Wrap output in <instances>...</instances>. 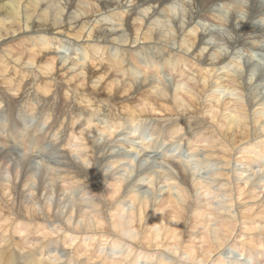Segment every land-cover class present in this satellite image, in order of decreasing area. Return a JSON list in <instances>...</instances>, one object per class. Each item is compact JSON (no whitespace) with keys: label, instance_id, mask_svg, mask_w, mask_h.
I'll list each match as a JSON object with an SVG mask.
<instances>
[{"label":"bare ground","instance_id":"bare-ground-1","mask_svg":"<svg viewBox=\"0 0 264 264\" xmlns=\"http://www.w3.org/2000/svg\"><path fill=\"white\" fill-rule=\"evenodd\" d=\"M177 1L0 0V264H264V7Z\"/></svg>","mask_w":264,"mask_h":264},{"label":"rangeland","instance_id":"rangeland-1","mask_svg":"<svg viewBox=\"0 0 264 264\" xmlns=\"http://www.w3.org/2000/svg\"><path fill=\"white\" fill-rule=\"evenodd\" d=\"M5 1H7L8 2V0H5ZM89 1V0H88ZM131 1V0H130ZM248 1V0H247ZM125 2L126 1H124L123 2V5L125 4ZM185 2V1H184ZM242 2H244L243 0H237L235 3H238V4H240V3H242ZM179 3V4H178ZM182 2H180V1H177V0H175V4H174V6H176V8H177V10L175 11V12H173L172 13V15L171 14H169L170 16H171V18H166V17H164V18H161V20H162V22L163 21H165V20H167V22H169V21H171L172 19L173 20H178L179 19V17H180V19H181V21L182 20H184V23L183 24H185V22L187 21V19H184V18H182V15H183V11H182V9H183V6L181 7V4ZM129 6H130V9L132 8L131 7V5L132 4H128ZM245 5H249V3H246ZM151 6V9L150 10H148V13H150V14H145V13H143L145 10L144 9H147V8H149ZM256 6L257 7H264V0H257V3H256ZM143 7V8H142ZM141 8H140V13L139 14H141L142 15V17L143 18H146L147 16H149V15H151L152 14V12H153V10L155 11V12H157V11H161V10H159L158 9V7L157 6H154L153 7V5L152 4H149L148 6H146V5H144V6H142ZM181 7V8H180ZM246 7H248V6H246ZM213 8V7H212ZM129 9V10H130ZM156 9V10H155ZM161 9V8H160ZM218 9V11L221 13V18L223 19V22H225L226 24H227V22H233V20H231L232 18H231V14H232V12L230 11L231 10V8H229L228 10H224L222 7H218V8H213L212 10H217ZM79 10V9H78ZM78 10H76V11H78ZM179 11V12H178ZM71 12H73V10L71 11ZM182 12V13H181ZM213 13H215L214 11H212ZM231 12V13H230ZM74 13H75V10H74ZM73 13V15L72 16H75V14ZM175 13V14H174ZM179 13V14H178ZM182 14V15H181ZM99 15V14H98ZM144 15H145V17H144ZM178 15V16H177ZM219 15V14H218ZM101 16V15H100ZM99 16V17H100ZM105 16V15H104ZM141 16H139L138 18H140ZM173 17V18H172ZM240 17H241V19L242 20H246V15L244 14V13H240ZM148 18V17H147ZM212 19V18H211ZM169 20V21H168ZM72 21V22H71ZM197 21L198 22H201V21H203V22H201V24L202 23H207V26L209 27V25H210V21H204V20H200V19H197ZM212 21V20H211ZM162 22H160V24H159V26L157 27V26H153V28H155V29H157V32L159 31V27L163 24ZM215 23H212V25H213V27H211V30H214L215 28L216 29H220L221 27L219 26V22L218 21H214ZM249 22V21H248ZM70 23H73V20H70ZM256 24H254V25H257V26H260V25H262V26H264L263 24V21L261 20L260 21V18L258 19V20H256V22H255ZM260 23V24H259ZM92 24H94V23H91L90 25H92ZM115 24H117L116 22H112V23H105L104 25V27H103V23H101V24H97V23H95L94 25H92V28H95V29H100V28H106L104 31H110V30H113L114 31V33H117L120 29H118L117 27H113V25H115ZM70 25V24H69ZM98 25H100L99 27H98ZM253 25V24H252ZM253 25V26H254ZM94 26V27H93ZM97 26V27H96ZM102 26V27H101ZM206 25H205V27L203 28V27H200V31L202 30V32H204L205 31V29H206V27H207ZM217 26V27H216ZM220 28H219V27ZM237 27H241V23H238L237 24ZM109 28H110V30H109ZM117 28V29H116ZM72 29H73V25H72ZM254 29V28H253ZM103 30H101V31H103ZM224 30H227V28H226V26L223 28V30L222 31H224ZM98 31H100V30H98ZM110 33V32H109ZM205 33V32H204ZM121 33H119L118 35H120ZM223 34V33H222ZM221 35V32L219 33V36L218 37H221V39L224 37V35H222V36H220ZM111 40H112V37L110 38ZM85 41H86V39H85ZM90 41V40H89ZM92 41V40H91ZM90 41V42H91ZM156 40H154V41H151V42H140V45H142L143 47H145L146 46V48L147 49H149V52L151 53V54H153V56L155 55V57H158L159 55L157 54L158 53V51H155L154 50V48H153V46L155 45L154 43H157V42H155ZM169 42V41H168ZM118 45H121V42L120 43H117ZM159 44V43H158ZM211 44V43H210ZM212 44L213 45H217L218 43L216 42V44H214L213 42H212ZM137 45V44H136ZM136 45H134V46H136ZM212 45V46H213ZM221 45V44H220ZM159 46V45H158ZM170 45H168V48H175L174 50L175 51H177L178 52V50L180 49H177L178 47H179V44H175L174 45V47L173 46H171V47H169ZM151 49H150V48ZM222 49V48H221ZM153 50V51H152ZM209 50V49H208ZM155 51V53H153ZM179 52H184V51H182V49H181V51L179 50ZM207 52V51H206ZM259 52V51H258ZM191 53H193V52H189V53H185V54H189V55H191ZM156 54L158 55V56H156ZM250 54V53H249ZM249 54H247V53H242V51L240 52V54H238L237 55V57H239L242 61H248V57H249ZM262 54V55H261ZM264 53H262V52H259V54H255V55H252L253 56V60H255V61H260V63H261V65L263 64L264 65V55H263ZM258 55H261V56H258ZM61 57H63V55L61 56ZM263 67V66H262ZM264 70V69H263ZM261 72H262V70H261ZM164 76V77H163ZM165 76H166V78H165ZM162 77L167 81L166 83L167 84H169L170 82H171V80H172V77H170V76H168V74H166V73H163V75H162ZM141 78H143V76L141 77ZM170 79V80H169ZM165 82V81H164ZM109 85V84H108ZM111 85H109L108 86V88L110 87ZM100 88V87H99ZM108 90V89H107ZM254 91H255V96H263V92H264V89L263 90H259V88L258 89H254ZM258 91V92H257ZM262 92L263 94H261L260 92ZM5 95H7L8 97H11V95L10 94H5ZM249 95H250V93L248 94V97H249ZM12 97H14V93H13V95H12ZM2 107H4L5 108V104L2 106ZM33 125L35 126V127H37V124H35V122H33ZM165 125V124H164ZM44 129V128H43ZM127 136V135H126ZM128 137V136H127ZM99 142H102V141H99ZM136 142H137V140H136ZM167 143V142H166ZM166 143L163 145V147H165L166 146ZM55 144L56 145H59V143H58V141H56L55 142ZM52 144H48V148L49 149H51V148H53L52 146H51ZM60 146V145H59ZM162 147V148H163ZM61 147H58V148H56V149H58L57 150V154H62V153H65L64 152V150H62V149H60ZM165 149V148H164ZM75 150V149H74ZM115 151L117 152V151H120V152H123L122 151V149H120V148H116L115 149ZM17 152V155L13 158V160L16 162V163H18L19 162V159L21 160L23 157V154L20 152V151H16ZM18 152H19V154H18ZM30 152V151H29ZM159 153H161V152H158V153H152V154H149V156L150 157H155V158H151L150 160H149V162H143V163H141L142 164V166H143V168L144 167H147V166H149V165H151V164H154V166L155 167H161L162 166V162H161V160H160V156L158 155ZM14 154H16V153H14ZM50 155V153L48 154H46V156H49ZM109 155V154H108ZM107 155V156H108ZM29 156H31V157H33V158H36L37 156H36V154L34 153V154H29L28 155V157ZM35 156V157H34ZM57 156V155H56ZM55 156V157H56ZM54 157V158H55ZM53 158V159H54ZM137 159H136V161H138V165H139V160H140V158L139 157H136ZM105 157L103 158V161H102V166L101 167H103V168H101V170H103V172H101L102 173V175H107V173H110V172H116L117 170H116V168L115 169H112L113 167L109 164V163H105ZM14 161H12V164H13V162ZM43 161H48L47 159H45V160H43ZM21 162V161H20ZM19 162V163H20ZM53 162H55V164H58L59 163V161L56 159H54L53 160ZM61 162V161H60ZM19 163H18V167L20 166V168H21V165H19ZM36 171H35V177H36V180H38L39 179V177H41V175H42V171L44 170V167H45V165H44V163H41L40 162V160H38V163H37V161H36ZM104 165H105V167H104ZM140 166V165H139ZM167 166V165H166ZM136 167H137V165H136ZM141 167V166H140ZM107 169H110V170H107ZM157 169H159V168H157ZM37 175V176H36ZM34 188H36V185H35V183H33V182H31L30 183ZM149 191V190H148ZM149 193H151V191H149L148 192V194ZM150 195V194H149ZM263 195H264V191H263ZM53 200H54V197L52 198ZM5 213H6V211H5ZM6 215V214H5ZM20 236V237H19ZM22 236L23 235H18V234H15V235H13L12 234V242H11V244L12 245H15L16 243H17V240H19L20 238H22ZM24 237V236H23ZM17 245V244H16ZM15 245V246H16ZM18 252V251H17ZM236 257L239 259H243V258H241V257H239L238 255H236ZM239 259V260H240ZM145 261V258L144 257H142L141 258V260H140V262L141 263H143ZM231 261V260H230ZM224 264H230V262L228 261V262H226V263H224Z\"/></svg>","mask_w":264,"mask_h":264}]
</instances>
